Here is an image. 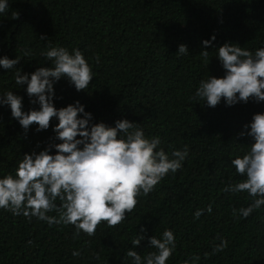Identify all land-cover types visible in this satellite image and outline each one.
Listing matches in <instances>:
<instances>
[{
	"label": "trees",
	"instance_id": "16d2710c",
	"mask_svg": "<svg viewBox=\"0 0 264 264\" xmlns=\"http://www.w3.org/2000/svg\"><path fill=\"white\" fill-rule=\"evenodd\" d=\"M213 35L212 46L203 48L202 41ZM225 43L253 53L264 47V0H8L0 14V58L20 61L10 70L0 66V95L12 91L23 97L22 111L39 110L27 85L15 84L17 69L23 75L50 67L42 54L50 47L79 49L92 67L93 81L78 92L61 78L54 84L57 109L79 101L92 114L91 123L114 127L127 119L147 138L159 136L157 150L170 159L173 150L185 146L189 154L177 173L138 197L122 224L108 228L102 223L92 237L74 238L72 225L50 226L0 209V264H132L127 251L143 258L155 251L148 237L160 238L165 229L176 236L166 264H264V206L246 219L233 217L232 209L247 207L251 198L222 191L243 179L230 161L249 150L252 138L238 134L254 114L264 113V102L226 106L222 99L211 108L195 96L201 80L225 75L216 57ZM181 44L187 54H177ZM204 50L206 59L200 54ZM57 123L53 118L40 132L33 124L25 135L10 107L0 105V178L14 174L25 153L60 143L53 132ZM210 204V214L194 219ZM48 215L58 217L56 211ZM137 234L145 238L133 247ZM221 239L228 246L214 253ZM74 251L80 255L73 256ZM195 256L199 260L193 261Z\"/></svg>",
	"mask_w": 264,
	"mask_h": 264
},
{
	"label": "clouds",
	"instance_id": "9594fccd",
	"mask_svg": "<svg viewBox=\"0 0 264 264\" xmlns=\"http://www.w3.org/2000/svg\"><path fill=\"white\" fill-rule=\"evenodd\" d=\"M7 8L8 0H0V14ZM40 39L47 37L42 35ZM215 39L213 35L211 40L202 41V47L212 46ZM217 50L216 57L225 75L201 80L195 96L211 108L222 99L226 106L247 103L250 99L264 102V47L253 53L236 44L225 43ZM187 53V46L181 44L177 54ZM42 54L51 62L50 67L41 66L23 75L22 70L17 69L15 74V84L27 85L26 93L35 98L31 103H38L39 110L22 111L23 97L12 91L0 95V105L10 107L11 116L19 122L25 135L31 125L38 126L37 132L44 131L50 127L51 120L57 118L53 132L55 139L61 142L39 153H25L14 174L0 178V209L11 211L14 216L35 217L50 226L72 225L74 238L81 233L92 237L102 223L108 228L122 224L126 215L136 208L141 194L147 196L169 173L175 174L183 167L189 150L187 146L183 150H173L170 159L163 149L157 150L160 137L147 138L135 122L120 119L115 121L114 127L103 122L91 123L92 114L86 112L79 101L57 109L54 84L67 78L76 91H84L93 81V70L79 49L70 53L63 47H50ZM200 54L206 59L209 52L204 50ZM25 55L30 53L25 52ZM19 61L17 57L4 56L0 58V66L10 70ZM244 129L238 136H249L253 142L245 154L230 161L235 173L243 179L229 183L222 191L247 193L251 198L248 206L232 209L233 217L246 219L264 206V113L254 114ZM53 148L55 154H50ZM57 200L61 202L59 206L55 203ZM53 211L58 217L48 215ZM205 211L212 212L211 204L206 210L198 209L194 219H199ZM145 231L140 228V233ZM144 238L137 234L132 241L133 247L139 246ZM148 240L155 251L142 258L129 249L126 255L132 264H166L176 247L174 232L165 229L160 238L153 235ZM227 246L228 241L221 239L213 251L221 252ZM79 255L78 251L73 252V256ZM192 260H199V257H192Z\"/></svg>",
	"mask_w": 264,
	"mask_h": 264
}]
</instances>
